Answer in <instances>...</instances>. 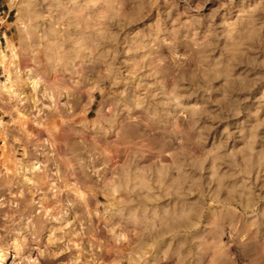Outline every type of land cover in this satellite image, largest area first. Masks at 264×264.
Returning <instances> with one entry per match:
<instances>
[{
    "label": "clouds",
    "instance_id": "9594fccd",
    "mask_svg": "<svg viewBox=\"0 0 264 264\" xmlns=\"http://www.w3.org/2000/svg\"><path fill=\"white\" fill-rule=\"evenodd\" d=\"M0 264H264V0H0Z\"/></svg>",
    "mask_w": 264,
    "mask_h": 264
}]
</instances>
